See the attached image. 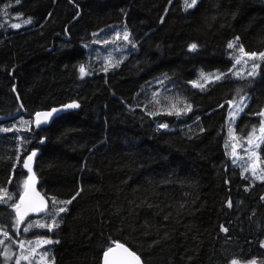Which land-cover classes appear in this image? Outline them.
Here are the masks:
<instances>
[{
  "label": "trees",
  "instance_id": "1",
  "mask_svg": "<svg viewBox=\"0 0 264 264\" xmlns=\"http://www.w3.org/2000/svg\"><path fill=\"white\" fill-rule=\"evenodd\" d=\"M112 25L128 30L129 50L82 76L86 44ZM237 37L245 53L264 52V0H197L187 11L184 0H0V116L23 109L0 126L31 119L0 127V190L18 204L22 165L41 149L39 189L71 200L56 204L66 211L53 229L32 235L51 241L52 264H102L117 242L146 264H264V179L232 165L225 147L232 99L250 95L239 135L264 109V60L255 75L231 72ZM214 72L222 78L196 86ZM73 100L79 109L34 124L35 112ZM16 221L0 202L6 247L19 238Z\"/></svg>",
  "mask_w": 264,
  "mask_h": 264
},
{
  "label": "rangeland",
  "instance_id": "2",
  "mask_svg": "<svg viewBox=\"0 0 264 264\" xmlns=\"http://www.w3.org/2000/svg\"><path fill=\"white\" fill-rule=\"evenodd\" d=\"M190 2V0H189ZM23 23V21H21ZM125 33H128V30L124 28L122 25H112L102 31H99L97 34L94 35L91 42L86 44V47L88 49L89 57L88 61L85 63V71H87V67L92 68L94 67L97 62L100 61V59L103 57L105 60L109 61L108 66L112 68L113 65L119 62L121 59L122 50H129V46L131 45V37L129 35L128 40L123 39V35ZM119 37V38H118ZM238 48L236 47L233 49L232 54L234 57V61L237 58H241V63L236 64L234 62V67L232 69V74L236 77H243V76H250L255 75L258 72V67L253 69L254 64H258V60L249 59L247 56H242L238 52ZM250 54V53H248ZM126 56V55H125ZM246 61V63H245ZM95 63V64H94ZM239 73V75H237ZM199 78L198 83L204 84L206 83V80L203 79V77L211 76L214 77L216 75L222 74L218 72L204 74ZM230 109L228 113V121H227V139L225 142L228 155L231 160V164L234 166H238L241 171L249 176L252 179L255 180H262L264 179V162L260 158V147L264 140V134L260 133L259 129L261 126V122L264 121V117L260 116V123L257 125H253L244 135H239L236 130V122L238 121V118L240 115L245 111L246 105L250 102V95L243 94L238 95L234 99L230 101ZM242 109V110H241ZM264 112V109L263 111ZM261 112V113H262ZM234 114V115H233ZM31 125V119L27 117L20 118L16 122H13L11 124H2L1 128H7L10 126L13 127H22V128H28ZM253 129H256L255 136H253ZM231 130L232 135H229V132ZM250 136H253V144L249 145L247 143V140ZM257 137H260V139H256ZM259 145L258 147L256 145ZM235 146V153L233 154V147ZM248 151H245V150ZM254 152L255 156L253 157V162L249 164L248 162V153ZM248 168L246 171L245 168ZM255 169L256 176H253L252 170ZM261 177V178H257ZM27 174L25 175V179L23 182V189L25 188V182L27 181ZM9 195H11L12 199L8 200L7 203L14 205V195L12 193L7 192ZM51 201V207L47 211V213L41 215V216H34V217H27L23 218L22 223L18 225L17 228H19V238L14 242V244L11 247H6L4 243L7 241V238L3 235V230L0 229V241L3 243H0V264H16V261L19 259V264H52L51 260L48 259L47 253L46 256L41 259V254L45 253V247L47 244H43L42 246H35L30 245L29 242H35L37 240H48V238L44 236H32L35 234L34 231L38 230H48L47 227L39 228V227H30V230L25 232L24 228L29 227V225H36V224H52L53 229L57 222L59 221V212H58V205H55L52 208V200ZM19 203V202H18ZM16 210V209H15ZM52 213H56L53 215ZM9 234V233H8ZM30 235L29 237L26 235ZM21 242H23L24 247L22 248ZM35 247V252L31 251V248ZM7 257L10 258H6ZM24 257H27L28 259H24Z\"/></svg>",
  "mask_w": 264,
  "mask_h": 264
},
{
  "label": "snow or ice",
  "instance_id": "3",
  "mask_svg": "<svg viewBox=\"0 0 264 264\" xmlns=\"http://www.w3.org/2000/svg\"><path fill=\"white\" fill-rule=\"evenodd\" d=\"M196 4H197V0H190V2H189V0H184L185 11H187L190 8L195 7ZM24 23L25 24L31 23V20L30 19L25 20ZM12 27L18 28V27H20V25L19 24H13ZM123 39L124 40H128L129 39V34L128 33H125L123 35ZM238 41H239V37L236 38V41L230 42L227 45V47L229 49H235L236 48V44H237ZM190 47H191V50H193V51H195L197 49V45L195 43H193ZM238 52L240 54H242V56H247L249 59L264 60V52H260L259 54L253 52L251 54H248V53H245L244 52L243 45H240L239 46ZM235 63L236 64H240L241 63V58H237L235 60ZM245 63H246V61H245ZM257 67H259L258 64H254L253 65V69H255ZM105 70H107V69H105ZM79 71H80V73H81L82 76L87 74L86 71H85V68L83 66L80 67ZM237 75H239V73H237ZM221 78H222L221 75H216L214 77L215 80H219ZM203 79L206 80V81H211L213 79V77L207 76V77H203ZM196 86L201 87V88L204 87V85H202V84H198ZM156 95H158V94H156ZM154 100H155V103H157V104L160 103L159 100H156L155 99V96H154ZM67 107H70V108H78L79 105L78 104H71V105H68ZM171 107L172 108H175V105H171ZM190 108H191V106L189 105V106H187L186 110H190ZM53 111H56V110L53 109ZM51 114H52L51 112H48V113H36V117H37V119L35 121L36 125L39 126L40 123L46 122L47 117L51 116ZM168 114H172L171 111H169ZM176 114L179 115L180 114L179 111H177ZM259 115H261L262 117H264V112L259 113ZM41 116H44L45 117V120L44 121H41L39 119ZM161 126L162 127H167V125H161ZM259 131H260V133L264 134V121L261 122V126H260ZM255 133H256V129H253V136H255ZM229 135L230 136L232 135L231 130L229 132ZM253 136H250L248 138V140H247V143L249 145L253 144V142H254ZM256 139H260V137H257ZM227 146L228 145H226V147ZM256 146L258 147L259 145L257 144ZM232 147H233V154H234L235 153V146L233 145ZM245 151H248V150L246 149ZM34 155H35V152L31 153V155H29L26 158V161L22 165V167L28 168L29 171H31V168H30L29 164L27 163V161L28 160H31ZM254 156H255V153L254 152H249L248 153V162H249V164H251L253 162V157ZM245 170L247 171L248 168L246 167ZM251 174L253 176H256L255 169L252 170V173ZM257 178L259 179L261 177H257ZM27 188H28V183L26 181L25 182V189L27 190ZM0 192L3 193V195H0V202L7 203L8 200H11L12 199L11 195H9L7 193V190L6 189H2V190H0ZM36 195L38 196L39 194L36 193ZM76 195H79V193H77ZM19 199H20V203L12 205V207H14L16 209V214H17L16 224H17V226L20 223H22V221H23V216L21 215L20 208H21V204H24L25 203L24 197H20ZM40 199H41V205L40 206H32V208H31L32 211H38V212H40V211H45L46 210V201H44L43 197H41ZM73 199H75V196L73 197ZM57 203H61V204L68 203V204H70L71 203V200H69V201H59L58 202V201H56L53 198L52 199V204L55 206ZM228 206L231 207V203L230 202H229V205ZM64 211H66V208L61 207V208L58 209V212H64ZM24 214L26 215L27 213L25 212ZM52 214L55 215L56 213H52ZM33 226L34 227H39V228L47 227L49 230H51V228L53 227L52 224H48V225H45V224H36V225H29V227H25L24 228V231L25 232L29 231L30 230V227H33ZM224 230L227 231V229H224ZM17 232H19V228H17ZM3 235L6 238H9L10 239L9 234H8V232L6 230H3ZM0 243H3V242L0 241ZM49 243H51L50 240H37L35 242H32V241L29 242L30 245H35V246H42L43 244H49ZM20 246L22 248L24 247L23 242H21V245ZM116 249H122L123 250V253H125L126 256L125 257H122L119 261H117L115 258H113V259L110 260V256L115 252ZM31 251L35 252V247L31 248ZM45 256H46V252L45 253H42L41 254V259H43ZM6 258H10V257H7V254H6ZM24 259H28V258L27 257H24ZM16 264H19V259L16 261ZM104 264H141V262H140V258L138 256H136L135 253L130 252L122 244H118L117 243V244H115V247H111L110 246L105 251V253H104ZM231 264H240V262L238 260L233 259L231 261ZM249 264H256V262L255 261H251V262H249Z\"/></svg>",
  "mask_w": 264,
  "mask_h": 264
},
{
  "label": "water",
  "instance_id": "4",
  "mask_svg": "<svg viewBox=\"0 0 264 264\" xmlns=\"http://www.w3.org/2000/svg\"><path fill=\"white\" fill-rule=\"evenodd\" d=\"M71 104H78L79 105V101L73 100V101H70V102H67L64 104L52 106L50 108L42 109V110L35 112L32 115V119H33L34 124L36 125V123H35V121L37 119L36 113H48V112L52 113L51 116L47 117L46 122H42L38 126V127H46V126H49L52 123V121L55 118H57L58 116H60L61 114L68 112V111H71V110L79 109V107L78 108L67 107L68 105H71ZM53 109H55L56 111H53ZM22 112H23V109L14 115L0 116V120H7V119H11L13 117H17ZM39 119L41 121H44L45 117L41 116ZM33 152H35V155L32 157L31 160L27 161V163L29 164V166L31 168V171H29V169L27 168V170H28V178H27L28 188H27V190L24 189V191L20 195V197H24V199H25V203L21 204V208H20V212H21V215L23 216V218H27L30 216H41V215L47 213V211L50 209V206H51V201H50L49 197H47L39 189L38 176H37V173L34 169V163H35L37 157L39 156V154L41 153V149H39V148L32 149L30 151V153L26 156V158L29 155H31V153H33ZM26 158H25V161H26ZM36 193H38L39 195L37 196ZM41 197H43L44 201H46V210L40 211V212L32 211L31 210L32 206H40L41 205V199H40ZM19 203H20V199H19ZM25 212L27 213L26 215L24 214ZM117 243L122 244L130 252L135 253V255L140 258L141 264H146L144 262L143 258L135 250H133L129 245H127L126 243H123V242H117ZM117 243H115V244H117ZM115 244H113L111 247H115ZM125 256H126V254L123 253L122 249H116L115 252L110 256V260L115 258L117 261H119L122 257H125ZM102 264H104V254H103V258H102Z\"/></svg>",
  "mask_w": 264,
  "mask_h": 264
},
{
  "label": "bare ground",
  "instance_id": "5",
  "mask_svg": "<svg viewBox=\"0 0 264 264\" xmlns=\"http://www.w3.org/2000/svg\"><path fill=\"white\" fill-rule=\"evenodd\" d=\"M97 63H98V62H97ZM94 64H95V63H94ZM12 119H13V118H12ZM29 153H30V152H29ZM29 153H28V154H29Z\"/></svg>",
  "mask_w": 264,
  "mask_h": 264
}]
</instances>
